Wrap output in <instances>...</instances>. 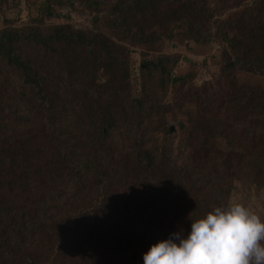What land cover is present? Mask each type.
Returning a JSON list of instances; mask_svg holds the SVG:
<instances>
[{"label": "trees", "instance_id": "obj_1", "mask_svg": "<svg viewBox=\"0 0 264 264\" xmlns=\"http://www.w3.org/2000/svg\"><path fill=\"white\" fill-rule=\"evenodd\" d=\"M209 1L44 0L40 23L0 31V264H144L238 183L264 190V85L238 77L264 79V0L227 17ZM75 2L111 36L43 23ZM179 35L220 40L221 81L182 97L163 56L135 89L133 49Z\"/></svg>", "mask_w": 264, "mask_h": 264}, {"label": "rangeland", "instance_id": "obj_2", "mask_svg": "<svg viewBox=\"0 0 264 264\" xmlns=\"http://www.w3.org/2000/svg\"><path fill=\"white\" fill-rule=\"evenodd\" d=\"M254 1L210 0L209 6L213 9H219L227 17L231 14H236ZM14 3L16 4V2ZM44 3V0H21L16 4L17 6H14L12 0H9L8 3L2 4L0 31L5 28L24 29L28 25L40 23L42 16H44ZM54 10L55 17L44 18L43 23L45 25L71 24L77 29L101 30V32L111 36V30L107 27L106 21L100 19V17L79 2H75L72 5L56 6ZM162 45L157 51H153L149 47L133 49L131 53L133 58L132 79L135 89H140V69L143 59L157 62L163 56H178L180 58L179 64L171 75V87L174 90L176 88L175 84L181 81L185 90V94L182 97H187L186 92L191 91L210 92L208 90H211L213 86H216L221 81L223 48L220 40L208 44H197L193 41L183 40L179 35L173 40L163 42ZM141 52L145 53L146 56H141ZM238 77L242 82L264 85V79L258 76L238 72ZM182 84L179 86L182 87ZM175 96L176 94L172 95L170 93L168 96L169 102H172ZM185 121L186 117L180 113H176L174 117L168 120V125L174 126L173 130L175 133H172L171 138L174 139L177 146L184 137L183 131L179 128V123L183 124ZM230 202L242 203L264 220V190H258L256 187L246 183H238Z\"/></svg>", "mask_w": 264, "mask_h": 264}, {"label": "clouds", "instance_id": "obj_3", "mask_svg": "<svg viewBox=\"0 0 264 264\" xmlns=\"http://www.w3.org/2000/svg\"><path fill=\"white\" fill-rule=\"evenodd\" d=\"M189 218L187 236L181 230L153 244L144 264H264V220L242 203Z\"/></svg>", "mask_w": 264, "mask_h": 264}, {"label": "built area", "instance_id": "obj_4", "mask_svg": "<svg viewBox=\"0 0 264 264\" xmlns=\"http://www.w3.org/2000/svg\"><path fill=\"white\" fill-rule=\"evenodd\" d=\"M1 22H2V15L0 14V25H1Z\"/></svg>", "mask_w": 264, "mask_h": 264}]
</instances>
